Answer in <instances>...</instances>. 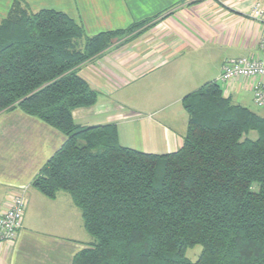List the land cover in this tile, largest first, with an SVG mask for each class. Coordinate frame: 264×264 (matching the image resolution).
<instances>
[{
    "label": "trees",
    "instance_id": "1",
    "mask_svg": "<svg viewBox=\"0 0 264 264\" xmlns=\"http://www.w3.org/2000/svg\"><path fill=\"white\" fill-rule=\"evenodd\" d=\"M147 23L88 38L65 14L14 0L0 20V113L19 109L66 138L32 185L49 199L66 192L80 210L92 243L71 264H264V117L221 84L182 99L187 126L170 154L122 147L114 125L73 122L97 101L79 68Z\"/></svg>",
    "mask_w": 264,
    "mask_h": 264
},
{
    "label": "crops",
    "instance_id": "2",
    "mask_svg": "<svg viewBox=\"0 0 264 264\" xmlns=\"http://www.w3.org/2000/svg\"><path fill=\"white\" fill-rule=\"evenodd\" d=\"M17 1L31 13L65 14L88 38L148 22L130 40L114 39L78 70L97 101L74 109L73 122L83 128L114 125L122 147L154 155L177 151L188 119L182 99L207 82L227 88L235 105L252 104L251 82L223 85L219 76L226 59L259 54L262 27L249 11L264 0ZM13 2L0 0V20ZM65 140L19 109L0 113V209L21 188L27 201L16 240L0 247V264H71L92 243L69 194L49 199L32 185Z\"/></svg>",
    "mask_w": 264,
    "mask_h": 264
},
{
    "label": "built area",
    "instance_id": "3",
    "mask_svg": "<svg viewBox=\"0 0 264 264\" xmlns=\"http://www.w3.org/2000/svg\"><path fill=\"white\" fill-rule=\"evenodd\" d=\"M249 18L262 27L258 44L259 54L226 59L221 65L219 81L223 85L232 84L237 80L251 82L252 104L257 108H264V4L253 3ZM224 90L228 95V89ZM26 203V188H21L8 197L7 207L0 209V247L16 240L22 227Z\"/></svg>",
    "mask_w": 264,
    "mask_h": 264
},
{
    "label": "rangeland",
    "instance_id": "4",
    "mask_svg": "<svg viewBox=\"0 0 264 264\" xmlns=\"http://www.w3.org/2000/svg\"><path fill=\"white\" fill-rule=\"evenodd\" d=\"M133 36H123L121 37V40H130ZM115 40H118V38H116ZM79 45L81 46V43H79ZM242 83L247 84L248 82L246 80L242 81ZM119 95L122 97L124 95V93L119 92ZM141 103V102H139ZM247 105H249V109L253 112H255L256 114H258L261 117H264V108H257L255 107L253 104L246 102ZM246 106V105H245ZM256 133L255 132H250L249 133V137L251 139H255L256 138ZM253 190H256V188L254 187ZM68 195V194H67ZM201 251V247L200 246H195L193 248H189L186 250L185 252V256L186 258H188L189 260H191L192 262H194L197 258L198 255L200 254Z\"/></svg>",
    "mask_w": 264,
    "mask_h": 264
}]
</instances>
